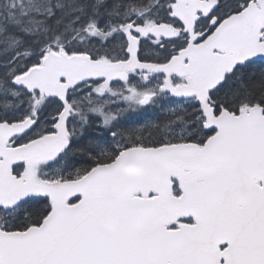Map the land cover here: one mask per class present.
Listing matches in <instances>:
<instances>
[{"label":"snow or ice","instance_id":"6c2138e0","mask_svg":"<svg viewBox=\"0 0 264 264\" xmlns=\"http://www.w3.org/2000/svg\"><path fill=\"white\" fill-rule=\"evenodd\" d=\"M0 264H264V0H0Z\"/></svg>","mask_w":264,"mask_h":264}]
</instances>
